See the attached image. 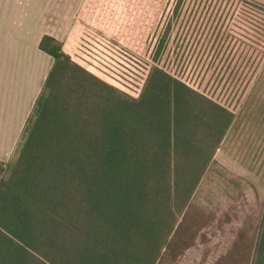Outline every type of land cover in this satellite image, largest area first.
<instances>
[{
	"label": "trees",
	"instance_id": "obj_1",
	"mask_svg": "<svg viewBox=\"0 0 264 264\" xmlns=\"http://www.w3.org/2000/svg\"><path fill=\"white\" fill-rule=\"evenodd\" d=\"M39 48L52 66L0 161V264L175 260L264 62V0H84ZM248 264H264V201Z\"/></svg>",
	"mask_w": 264,
	"mask_h": 264
},
{
	"label": "rangeland",
	"instance_id": "obj_2",
	"mask_svg": "<svg viewBox=\"0 0 264 264\" xmlns=\"http://www.w3.org/2000/svg\"><path fill=\"white\" fill-rule=\"evenodd\" d=\"M263 65L193 194L186 218L200 215L199 232L175 260L170 252L158 264L249 263L264 201Z\"/></svg>",
	"mask_w": 264,
	"mask_h": 264
},
{
	"label": "crops",
	"instance_id": "obj_3",
	"mask_svg": "<svg viewBox=\"0 0 264 264\" xmlns=\"http://www.w3.org/2000/svg\"><path fill=\"white\" fill-rule=\"evenodd\" d=\"M83 2L0 0V161L10 159L53 63L40 39L65 41Z\"/></svg>",
	"mask_w": 264,
	"mask_h": 264
}]
</instances>
